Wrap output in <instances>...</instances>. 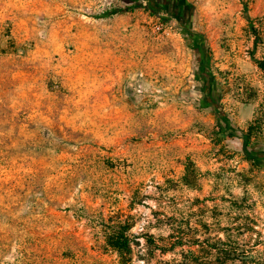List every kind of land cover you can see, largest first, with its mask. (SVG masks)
<instances>
[{"label": "rangeland", "instance_id": "1", "mask_svg": "<svg viewBox=\"0 0 264 264\" xmlns=\"http://www.w3.org/2000/svg\"><path fill=\"white\" fill-rule=\"evenodd\" d=\"M188 2L0 0V264H264V0Z\"/></svg>", "mask_w": 264, "mask_h": 264}, {"label": "trees", "instance_id": "2", "mask_svg": "<svg viewBox=\"0 0 264 264\" xmlns=\"http://www.w3.org/2000/svg\"><path fill=\"white\" fill-rule=\"evenodd\" d=\"M150 3V9L153 13H158L160 11L166 12V14H171V16H176L179 18H183L182 16L178 15L177 9L178 8H186L189 9L191 7V4L188 2V0H148ZM136 5L128 6L125 8H118L114 9L111 12L105 13L103 16H108L112 13H118V12H124V11H129L134 8H136ZM176 14H175V13ZM189 12V11H187ZM252 28H254V25H251ZM256 32V30H255ZM192 39H194L197 48L199 49L200 52H202L203 57V64L201 67V76L202 79L204 80L205 83V90L207 92V96L211 94L210 92L213 90L214 91V81H212V75L208 66V61H205L206 59V51L205 49L200 45V42L202 40V35L198 33H192L191 34ZM259 66L264 69V61L263 60H258L257 61ZM218 118H219V123L221 126V133L223 134H231L234 135L235 133L231 130L232 125L230 122V119L222 112L216 111ZM254 134V127L250 126L248 131L244 135V145L246 147V151L248 154L251 156H255L256 159L259 161L264 158V150L263 151H251L248 150L247 148L250 145V138ZM128 231L129 227L127 226H119L114 231L108 235V244L111 246L113 249H115L127 262L129 259L127 258L131 253H132V241L130 237L128 236ZM185 237L184 236H178L176 237L172 243H170V247H163V252L171 251L174 250L178 246H183L185 243ZM149 242H153L152 239H148ZM209 244V243H207ZM208 252L210 254V257H206L204 259L200 258L199 256H196L192 251L190 253H183V257L181 260H175L173 263L170 262H165L164 264H230V260H233V257L230 258L226 253H228V249H222L221 247H217L214 243H210L208 246ZM161 248V247H158ZM206 248V247H204ZM214 251L216 254L214 255ZM226 256V257H225Z\"/></svg>", "mask_w": 264, "mask_h": 264}]
</instances>
